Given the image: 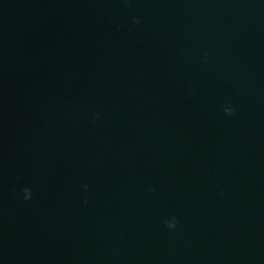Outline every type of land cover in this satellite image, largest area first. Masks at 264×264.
<instances>
[{"label":"water","instance_id":"water-1","mask_svg":"<svg viewBox=\"0 0 264 264\" xmlns=\"http://www.w3.org/2000/svg\"><path fill=\"white\" fill-rule=\"evenodd\" d=\"M0 264H264V0H0Z\"/></svg>","mask_w":264,"mask_h":264}]
</instances>
